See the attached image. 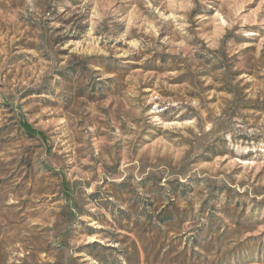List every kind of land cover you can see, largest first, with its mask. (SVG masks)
Returning a JSON list of instances; mask_svg holds the SVG:
<instances>
[{
  "label": "rangeland",
  "instance_id": "obj_1",
  "mask_svg": "<svg viewBox=\"0 0 264 264\" xmlns=\"http://www.w3.org/2000/svg\"><path fill=\"white\" fill-rule=\"evenodd\" d=\"M101 261L264 264V0H0V264Z\"/></svg>",
  "mask_w": 264,
  "mask_h": 264
},
{
  "label": "trees",
  "instance_id": "obj_2",
  "mask_svg": "<svg viewBox=\"0 0 264 264\" xmlns=\"http://www.w3.org/2000/svg\"><path fill=\"white\" fill-rule=\"evenodd\" d=\"M27 131H28V133L31 132L30 129H27ZM176 217H178V216H174V215L167 216L166 223H171V221H173L174 218H176ZM166 225H168V224H166ZM226 233L227 232L222 233V236L226 235ZM222 236H219L218 238H216L215 248L213 247V249H211L214 251V255H215L217 261H220L221 259H223V256L226 255L225 251H224V242L222 240V238H223ZM129 247H130L129 249L133 250V252H135L137 254L138 258L140 259V248H139L137 242L135 240H133ZM97 259L100 260L99 258H97ZM101 263L104 264L103 261H101Z\"/></svg>",
  "mask_w": 264,
  "mask_h": 264
}]
</instances>
